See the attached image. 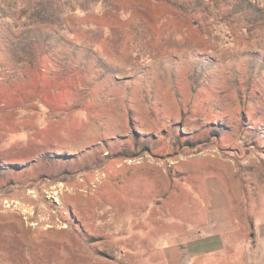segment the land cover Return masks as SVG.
Returning <instances> with one entry per match:
<instances>
[{"label":"rangeland","instance_id":"1","mask_svg":"<svg viewBox=\"0 0 264 264\" xmlns=\"http://www.w3.org/2000/svg\"><path fill=\"white\" fill-rule=\"evenodd\" d=\"M218 175L264 233V0H0V264H167Z\"/></svg>","mask_w":264,"mask_h":264},{"label":"crops","instance_id":"2","mask_svg":"<svg viewBox=\"0 0 264 264\" xmlns=\"http://www.w3.org/2000/svg\"><path fill=\"white\" fill-rule=\"evenodd\" d=\"M216 177L226 190L219 196L201 188L202 183L207 185L206 180L195 182L198 198H203L202 218L169 239L165 253L167 264H264V233L255 238L253 233L252 238L246 237L245 228L237 217L239 197L233 196L224 177ZM219 197L223 200L213 210L214 201Z\"/></svg>","mask_w":264,"mask_h":264},{"label":"trees","instance_id":"3","mask_svg":"<svg viewBox=\"0 0 264 264\" xmlns=\"http://www.w3.org/2000/svg\"><path fill=\"white\" fill-rule=\"evenodd\" d=\"M45 44H46V47H48V42L47 41L45 42Z\"/></svg>","mask_w":264,"mask_h":264},{"label":"bare ground","instance_id":"4","mask_svg":"<svg viewBox=\"0 0 264 264\" xmlns=\"http://www.w3.org/2000/svg\"><path fill=\"white\" fill-rule=\"evenodd\" d=\"M109 224V223H108Z\"/></svg>","mask_w":264,"mask_h":264}]
</instances>
